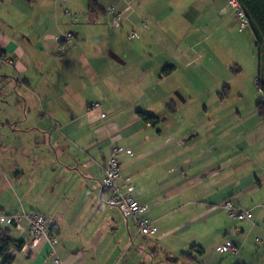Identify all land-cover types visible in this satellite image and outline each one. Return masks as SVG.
I'll use <instances>...</instances> for the list:
<instances>
[{"label": "crops", "instance_id": "crops-1", "mask_svg": "<svg viewBox=\"0 0 264 264\" xmlns=\"http://www.w3.org/2000/svg\"><path fill=\"white\" fill-rule=\"evenodd\" d=\"M92 1L96 6L89 0L0 1V66L6 69L0 76L19 85L8 128L0 135V194L6 197L0 214L24 210L48 216L56 253L65 264H197L194 253H206L195 237L201 225L188 229L187 224L200 222L202 213L183 211L198 203L195 192L187 193L194 181H186V159L180 160L187 137L178 114L185 100L179 92L172 97L169 89H154L157 66L142 47L154 44L150 36L165 26L185 30L187 6L199 11V0L183 7L181 0ZM228 16L236 23L232 13ZM146 17L148 29L141 24ZM120 20L135 30L140 25L142 32L121 39ZM66 33L72 39L63 44ZM141 34L144 39H138ZM156 40L159 46L169 41ZM113 71L118 74L113 86L89 89V80L100 83ZM176 71H160L156 83ZM139 111L159 122L146 123ZM114 148L119 182L134 187L154 235L141 234L132 218L107 203L103 168ZM252 211L262 214L258 206ZM218 225L227 227L223 220ZM3 229L15 241L5 254L9 264H50L45 241L31 253L22 250L28 242L26 222L21 229Z\"/></svg>", "mask_w": 264, "mask_h": 264}, {"label": "rangeland", "instance_id": "rangeland-1", "mask_svg": "<svg viewBox=\"0 0 264 264\" xmlns=\"http://www.w3.org/2000/svg\"><path fill=\"white\" fill-rule=\"evenodd\" d=\"M181 1L183 7L190 5L191 0ZM226 1L199 0V11L187 6L186 29L174 32L165 26L164 32L155 30L150 36L155 43H148L142 51L157 66L156 81L160 71L166 74L172 67L177 70L165 82L155 81L154 89H169L172 97L173 92H179L185 100L178 114L181 133L187 137L180 160L186 159V181H194L187 193L195 192L198 203L196 207H184L183 211L202 213L200 222L187 224L188 229L201 225V232L195 237L206 253L203 257L194 253L197 264H264V96L256 86L258 53L249 27L240 28L229 5L228 13L223 11ZM154 7L160 5L155 3ZM230 13L236 23H232ZM146 20L141 24L148 29L151 20ZM117 23L122 26L118 31L121 39L142 32L140 25L135 30L131 25H123L122 20ZM144 37L141 34L138 39ZM166 37L167 45L159 46L156 39ZM5 72L0 66V75ZM117 76L113 71L100 83L91 79L89 89L111 87ZM14 89H19V85L0 76V135L8 128V114L14 111ZM4 199L0 194V201ZM227 202L241 212L250 209L251 222L232 219L222 209L221 204ZM255 206L260 208L261 215L252 211ZM216 219L223 220L227 227H220ZM223 241L236 244L238 253L219 251Z\"/></svg>", "mask_w": 264, "mask_h": 264}, {"label": "built area", "instance_id": "built-area-1", "mask_svg": "<svg viewBox=\"0 0 264 264\" xmlns=\"http://www.w3.org/2000/svg\"><path fill=\"white\" fill-rule=\"evenodd\" d=\"M2 1V0H0ZM228 5L233 9L235 17L240 21V28L249 27V20L241 8L238 0H228ZM107 11H112V8H107ZM131 37H137L133 33ZM72 39L71 33H66L61 38V42L65 44ZM62 49V46H61ZM7 60L4 58V61ZM95 108L99 105L95 104ZM104 113H100L103 117ZM118 149L114 148L112 154L106 159L104 164V173L102 178V186L108 190L109 196L107 203L116 208L121 215L127 219L132 218L137 226L138 231L144 235H154L155 229L151 223L143 216L146 207L139 203L133 195L134 187L127 183H120V164L117 160L116 153ZM126 153L130 154L127 150ZM229 216L236 220L251 219L252 213L250 210L243 212L236 210L230 202L224 204ZM22 222H26L28 242L23 245L22 250L27 254L35 250L42 241H45L49 246V255H51L50 264H65L57 255L55 246L58 243L54 231L51 230V219L39 212H25L15 214H0V230L3 226H11L16 229H21ZM221 252H227L236 255L238 248L230 241H225L219 247Z\"/></svg>", "mask_w": 264, "mask_h": 264}, {"label": "trees", "instance_id": "trees-1", "mask_svg": "<svg viewBox=\"0 0 264 264\" xmlns=\"http://www.w3.org/2000/svg\"><path fill=\"white\" fill-rule=\"evenodd\" d=\"M238 2L249 20V29L254 38V46L257 49L259 63L256 86L264 96V80H262V77L264 76V0H238ZM89 6H96V3L92 0H89ZM3 53L4 52L0 50V59L2 58ZM262 112L264 114V110ZM139 115L146 123L156 125L159 122V117L153 114L139 111ZM6 232V230L1 228L0 256L3 258L2 264H9V262L11 261V258L7 257L5 254L10 245L15 242L6 234ZM17 247L21 248V245L18 244ZM199 252L200 254L203 253L201 249H199ZM185 255L190 256V254L186 253Z\"/></svg>", "mask_w": 264, "mask_h": 264}]
</instances>
